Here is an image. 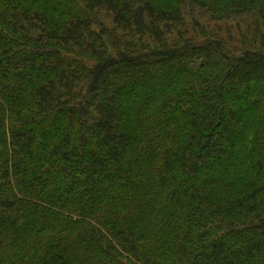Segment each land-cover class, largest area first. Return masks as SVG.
I'll return each mask as SVG.
<instances>
[{"label": "trees", "instance_id": "1", "mask_svg": "<svg viewBox=\"0 0 264 264\" xmlns=\"http://www.w3.org/2000/svg\"><path fill=\"white\" fill-rule=\"evenodd\" d=\"M0 264H264V0H0Z\"/></svg>", "mask_w": 264, "mask_h": 264}, {"label": "rangeland", "instance_id": "2", "mask_svg": "<svg viewBox=\"0 0 264 264\" xmlns=\"http://www.w3.org/2000/svg\"><path fill=\"white\" fill-rule=\"evenodd\" d=\"M188 32H189V34H194V31L192 30V28H188Z\"/></svg>", "mask_w": 264, "mask_h": 264}]
</instances>
